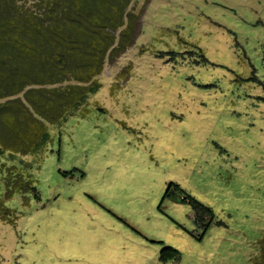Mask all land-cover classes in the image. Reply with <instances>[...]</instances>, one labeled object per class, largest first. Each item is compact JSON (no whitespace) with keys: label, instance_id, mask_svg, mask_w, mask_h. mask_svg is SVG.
Segmentation results:
<instances>
[{"label":"rangeland","instance_id":"rangeland-1","mask_svg":"<svg viewBox=\"0 0 264 264\" xmlns=\"http://www.w3.org/2000/svg\"><path fill=\"white\" fill-rule=\"evenodd\" d=\"M126 11L96 91L14 154L37 197L0 184V264H264V0Z\"/></svg>","mask_w":264,"mask_h":264},{"label":"trees","instance_id":"trees-1","mask_svg":"<svg viewBox=\"0 0 264 264\" xmlns=\"http://www.w3.org/2000/svg\"><path fill=\"white\" fill-rule=\"evenodd\" d=\"M129 2L0 0V184L5 192L26 189L37 197L34 179L13 157L17 154L21 165L29 163L23 161L25 154H37L48 141L45 122L65 121L66 114L77 111L88 93L96 91L113 31L126 14L132 28V15L126 13ZM3 197L0 218L7 220L11 210ZM259 244L264 255V240ZM165 251L178 255L171 247Z\"/></svg>","mask_w":264,"mask_h":264},{"label":"flooded vegetation","instance_id":"flooded-vegetation-1","mask_svg":"<svg viewBox=\"0 0 264 264\" xmlns=\"http://www.w3.org/2000/svg\"><path fill=\"white\" fill-rule=\"evenodd\" d=\"M167 193V192H166Z\"/></svg>","mask_w":264,"mask_h":264}]
</instances>
